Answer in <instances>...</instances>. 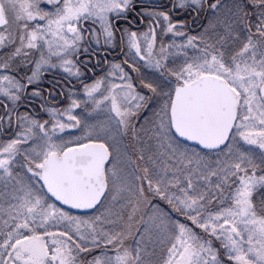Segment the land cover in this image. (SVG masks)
Listing matches in <instances>:
<instances>
[{"label":"snow or ice","instance_id":"6c2138e0","mask_svg":"<svg viewBox=\"0 0 264 264\" xmlns=\"http://www.w3.org/2000/svg\"><path fill=\"white\" fill-rule=\"evenodd\" d=\"M0 264H264V0H0Z\"/></svg>","mask_w":264,"mask_h":264},{"label":"flooded vegetation","instance_id":"af4514ba","mask_svg":"<svg viewBox=\"0 0 264 264\" xmlns=\"http://www.w3.org/2000/svg\"><path fill=\"white\" fill-rule=\"evenodd\" d=\"M152 3H157L159 0H151Z\"/></svg>","mask_w":264,"mask_h":264}]
</instances>
